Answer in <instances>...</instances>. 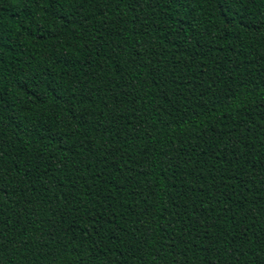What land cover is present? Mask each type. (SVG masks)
Returning <instances> with one entry per match:
<instances>
[{"label":"trees","instance_id":"obj_1","mask_svg":"<svg viewBox=\"0 0 264 264\" xmlns=\"http://www.w3.org/2000/svg\"><path fill=\"white\" fill-rule=\"evenodd\" d=\"M0 264H264V0H0Z\"/></svg>","mask_w":264,"mask_h":264}]
</instances>
